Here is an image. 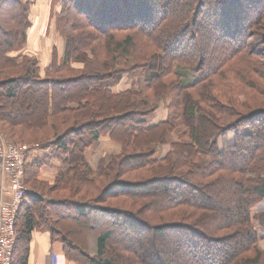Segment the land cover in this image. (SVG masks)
I'll use <instances>...</instances> for the list:
<instances>
[{
	"label": "trees",
	"instance_id": "trees-1",
	"mask_svg": "<svg viewBox=\"0 0 264 264\" xmlns=\"http://www.w3.org/2000/svg\"><path fill=\"white\" fill-rule=\"evenodd\" d=\"M63 1L67 13L78 21L73 24L75 34L67 38L62 62L52 63L55 77H42L38 62L21 53L29 40L22 2L1 0L0 122L21 129L20 141L25 133L45 131L52 119L54 129L65 127L28 156V192L17 218L13 264H29L35 232L48 233L51 243H59L64 257L76 264H240L264 240V210L257 212L264 206V108L229 110L217 93L223 95L229 88L223 89L229 76L239 82L240 62L248 64L245 71L250 74L264 73L255 60L263 55L252 48L257 38L253 28L264 17V0ZM12 5L15 8L10 9ZM95 44L111 59L102 68L97 66L101 63ZM87 48L95 54L96 64L70 76V62H83ZM187 72L193 81H185ZM133 73L141 74L140 90L115 92L113 86ZM208 85L204 97L210 106L204 107L205 99L199 102L193 91ZM169 87L183 95L181 119L189 140L173 144L174 151L159 159L155 143L167 142L168 133L182 124L174 122L175 115L151 124L149 118L158 108L141 110L149 105L141 98L149 88L158 93ZM31 93L43 104L41 123L33 112L23 119L25 109L8 106L17 96ZM226 114L230 120L222 118ZM106 134L143 145L95 171L86 153ZM194 156L207 161L198 164L192 161ZM48 167L59 174L47 191H65L73 197H53L32 186L45 185L39 178ZM214 176L216 180L208 182ZM87 187L94 188L96 198H76ZM212 189H220L230 202L225 206L220 195L211 197ZM157 197L163 200L160 209L152 202ZM119 199L123 205L106 206ZM128 205L131 208L124 207ZM147 212L161 224L142 216ZM205 214L215 216L213 231L199 223ZM80 224L88 226L82 246L75 237ZM174 234L177 237L172 238ZM149 241L155 247L145 253ZM115 246L119 260L108 254Z\"/></svg>",
	"mask_w": 264,
	"mask_h": 264
},
{
	"label": "rangeland",
	"instance_id": "rangeland-1",
	"mask_svg": "<svg viewBox=\"0 0 264 264\" xmlns=\"http://www.w3.org/2000/svg\"><path fill=\"white\" fill-rule=\"evenodd\" d=\"M4 2V0H2ZM22 2V6H24L23 13L28 16L29 19V35L31 36L28 42L24 45V48L22 50V54L29 57L34 58L39 66H40V75L42 77L47 76H54L52 74L51 68L52 63L54 62H62L64 58V52L66 49V41L67 38L71 35H74L73 30V24L76 25L78 21L73 17L72 15H69L66 11V7L64 6L63 0H20ZM215 1V0H210ZM1 2V0H0ZM3 2H1L0 7L3 6ZM13 6V5H12ZM11 8H15V5ZM2 14L6 15L4 12H1ZM1 14V15H2ZM253 33L256 35V39H253L252 45L255 52L260 53L263 55V58L255 59L259 61L264 66V17L262 20L253 28ZM79 35L84 34L83 31L78 32ZM83 37V35L81 36ZM97 44V43H96ZM96 47V52L98 56H100V63L97 64L99 68H102L104 64L106 63V60H109L111 62V59L108 58L105 55L104 47ZM91 48H87V58L83 60V62H76L71 61L70 62V69L72 70V73L69 74L70 76H76L79 73H76L78 71H84L85 68H92L95 61V54H92L90 51ZM25 52V53H24ZM76 56V54H75ZM119 58V57H116ZM120 61V60H119ZM116 62H118L116 60ZM117 67L119 68V63H116ZM241 65V73L238 77L239 82L235 80V76H229L230 82L228 85L223 86V89L225 87H229L226 89L223 95H220V93H217L220 97L221 103L224 107H226L229 110L238 109L240 112L246 113L247 111H253L257 108H264V73L263 71H257V74L253 75L245 71L248 67L247 63L240 62ZM237 67V65L235 66ZM264 70V67H263ZM55 77V76H54ZM173 80L172 78H170ZM186 82H190L194 80V77L190 73H185L184 77ZM169 80V81H171ZM141 74L140 73H133V74H126L123 78V80L113 86V89L115 92H123L126 90H140L141 85ZM221 82V81H220ZM81 87V86H78ZM171 87V86H170ZM168 88V91L163 92L162 89L158 91V93H155L153 89L149 88L146 90L144 94V98H141L143 102H149L148 106L140 107L141 110H148L150 107H157V111L149 118L151 123H154L162 119L168 120L171 116H174V122L176 124H182L181 119V113L184 108V102H183V95L178 94L173 90V88ZM236 89V91H235ZM210 90V86H204L203 88H198L193 91L194 97L198 100L205 99L204 96L208 95V92ZM215 92V91H214ZM67 92L63 95H67ZM23 95V94H22ZM37 95L34 93L28 94L26 96H17V98H14L9 101L8 106L10 109H25L26 112L24 114L23 119H28L30 116H32L31 112L34 113L33 117H36V122L41 123V115L44 112L43 104L40 102H36ZM202 97V98H201ZM39 99V98H38ZM198 100V101H199ZM139 101V100H138ZM202 105L204 107L210 106V101L201 100ZM200 102V101H199ZM215 103V101H212ZM37 103V104H36ZM141 102L139 103V105ZM212 104V103H211ZM28 105L31 106L30 109L27 110ZM35 105V106H34ZM37 105V106H36ZM218 109V107H217ZM202 111V110H201ZM200 111V112H201ZM225 111V110H224ZM222 112V109L220 108V111ZM219 115V113H218ZM222 118L224 120H230L229 115L226 114L222 115ZM55 120L52 119L51 123L49 124L48 128H45V131H33L30 135L25 133V140L20 141L22 137L21 129H14L12 126L0 122V133L1 135L6 139L10 140L11 142L21 145V146H27L30 148V156L32 157L34 153L32 150L34 148L38 147L42 143H49L52 140H54L55 137H57L59 134H62L64 132L65 127H62L60 130L54 129L55 126ZM180 127V128H179ZM187 130V131H186ZM188 130L185 125L178 126L177 130H174L170 133H168V141L164 142H157L155 143V148H157V155L158 158L161 159L165 157L167 154L174 151L173 144L179 143V142H188ZM41 132V134L37 135ZM187 132V135H186ZM13 136L14 138H11ZM13 140V141H12ZM18 141V142H15ZM138 145H143L140 143H128L125 141H117L114 138H112L109 134H106L99 142H96L92 147H90L86 153L87 159L90 161L91 166L94 168L95 171L100 170L102 167L106 168L107 165L112 161L113 158L118 157L119 155L126 156L128 152L132 153L133 148H139ZM90 152V153H89ZM29 156V154H28ZM192 161H196L198 164H203L207 161V159L203 156H194L192 157ZM191 161V162H192ZM59 174V170L55 169L51 174L48 176L41 175L39 180L42 181L41 183L45 184L44 186H41L39 184L32 185L34 188L38 189L39 191H44L48 193L50 196L57 197V198H71L73 195L71 193L65 192V191H55L53 190L51 194L48 192L49 190H52L53 185L56 183L57 175ZM138 176V175H137ZM136 175H129V178L136 179ZM217 176L211 177L208 182H213L216 180ZM26 185V184H25ZM50 185V187H49ZM27 187V186H26ZM94 187V186H93ZM87 187L81 194L77 195L79 199H83L86 201H90L93 198H96L98 193L95 191L94 188ZM222 188V187H220ZM90 189V194L87 195L86 191ZM48 190V191H47ZM224 191V189H222ZM212 195L211 197H215L220 195L221 197V203L226 206V203H229L230 200L229 197L220 192V189L214 190L212 189ZM210 198L207 199L209 201ZM226 201V202H225ZM123 199L115 200V201H109L106 206H121L123 205ZM152 202L156 204H160L158 206V209L163 204V200L159 197L156 199H152ZM213 203H219L218 201H215ZM220 204V203H219ZM157 206V205H156ZM127 208H131V205L124 206ZM222 207V206H221ZM133 210L137 209L132 207ZM264 210V206L262 205L257 209V212H262ZM145 217L149 222H151L154 225L161 224L158 219L154 217V215L150 212H147V215H142ZM214 215L212 214H205L203 218L199 221L201 225H204L205 229L210 228L211 231L214 229V224L212 223V220H214ZM81 221V220H80ZM83 222V221H81ZM70 225V223H68ZM256 225H259L260 222L256 221ZM207 225V227H206ZM73 227V225H71ZM85 224H80L78 227H75V237L76 239L82 244L85 242L84 240L87 237V231L88 227H84ZM261 229V228H260ZM213 233V232H212ZM172 238L174 236L177 237V235H170ZM168 238V237H167ZM114 240H111L109 245H112L111 243ZM159 244L161 247L166 248L165 242L159 241ZM147 247L145 250H143L145 253L151 252V250L154 249L155 245L151 243V241L147 242ZM81 248V247H80ZM167 250V249H166ZM184 250V249H183ZM82 251V248H81ZM120 251L118 247L115 246V248L111 247V250L108 252V254L111 256H114L117 258V260L120 259ZM52 264H58L59 261L56 260V258L51 257L49 258V262ZM70 263V261H69ZM72 263V262H71ZM240 264H264V242H259L248 254L244 255L243 259L239 261ZM76 264V263H72Z\"/></svg>",
	"mask_w": 264,
	"mask_h": 264
},
{
	"label": "built area",
	"instance_id": "built-area-1",
	"mask_svg": "<svg viewBox=\"0 0 264 264\" xmlns=\"http://www.w3.org/2000/svg\"><path fill=\"white\" fill-rule=\"evenodd\" d=\"M30 148L0 133V264H13L17 218L26 200L25 166Z\"/></svg>",
	"mask_w": 264,
	"mask_h": 264
},
{
	"label": "crops",
	"instance_id": "crops-1",
	"mask_svg": "<svg viewBox=\"0 0 264 264\" xmlns=\"http://www.w3.org/2000/svg\"><path fill=\"white\" fill-rule=\"evenodd\" d=\"M30 35H29V39L31 37ZM160 121H162V119ZM158 122L159 120L151 124H156ZM29 157L31 158V156ZM54 170L55 168L48 167L43 171V175L48 176ZM261 242H264V240H262ZM51 257L56 258V260L59 261L58 264H72L71 262L69 263V261L64 257V252L62 250L61 245L59 243L58 244L51 243L50 236L48 233L35 232L33 234V239L31 243V254H30L29 264H52V263H48L49 258Z\"/></svg>",
	"mask_w": 264,
	"mask_h": 264
}]
</instances>
